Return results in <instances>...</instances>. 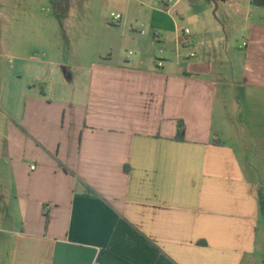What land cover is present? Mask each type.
Listing matches in <instances>:
<instances>
[{"label":"crops","instance_id":"0c3cea01","mask_svg":"<svg viewBox=\"0 0 264 264\" xmlns=\"http://www.w3.org/2000/svg\"><path fill=\"white\" fill-rule=\"evenodd\" d=\"M215 1L242 23L231 54L201 20L166 15L176 2L139 20L148 37L128 28L141 38L127 40L132 59L108 50L65 67L9 53L0 264H264V167L248 154L264 151V6Z\"/></svg>","mask_w":264,"mask_h":264},{"label":"rangeland","instance_id":"374dc122","mask_svg":"<svg viewBox=\"0 0 264 264\" xmlns=\"http://www.w3.org/2000/svg\"><path fill=\"white\" fill-rule=\"evenodd\" d=\"M235 1L245 5L252 3V0ZM163 2H176L178 7L166 15L178 21L181 16L201 20L197 26L201 33H222L224 46L227 45L230 54L237 51L243 41L239 18L224 22L222 11L225 10L230 16L233 10L226 5H221L218 10L215 0H0V67L6 65L9 53L22 60L49 62L65 67L87 65L93 53L108 50L113 55L117 53L132 59L135 57V48L127 40L131 37L137 40L141 38L128 28L133 26L134 29H142L145 33L143 38L148 37L151 30L147 24L140 26L139 20H148L154 15L151 6L159 7ZM112 13L121 15V26L108 30L105 21L111 20ZM180 26L184 29L186 23ZM114 37L119 40L118 47L111 44ZM170 48L163 49L162 55L171 57ZM149 52L161 55L156 48H151ZM219 56L222 61L227 60L224 50ZM224 65L226 67V63ZM248 154L253 157L258 175V170L262 171L264 167V151L251 149Z\"/></svg>","mask_w":264,"mask_h":264},{"label":"built area","instance_id":"2783aa9c","mask_svg":"<svg viewBox=\"0 0 264 264\" xmlns=\"http://www.w3.org/2000/svg\"><path fill=\"white\" fill-rule=\"evenodd\" d=\"M169 3V2H168ZM121 19V15L120 14H111V20L107 19V23L110 24L112 22H116L118 20ZM143 33V32H142ZM182 42L184 44L185 47H193V40L190 36V30L188 28H185L182 30ZM160 65V63H158V66ZM31 170L35 169V165H31L30 166Z\"/></svg>","mask_w":264,"mask_h":264},{"label":"trees","instance_id":"16d2710c","mask_svg":"<svg viewBox=\"0 0 264 264\" xmlns=\"http://www.w3.org/2000/svg\"><path fill=\"white\" fill-rule=\"evenodd\" d=\"M253 4L256 6H264V0H253ZM176 139L180 141L184 140V126L182 122H180L178 125V130L176 132ZM259 204H260V209L263 212V202L260 200Z\"/></svg>","mask_w":264,"mask_h":264}]
</instances>
